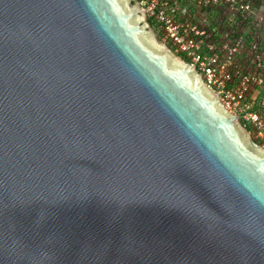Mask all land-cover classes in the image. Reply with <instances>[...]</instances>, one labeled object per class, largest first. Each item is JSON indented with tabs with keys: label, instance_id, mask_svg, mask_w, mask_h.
I'll return each instance as SVG.
<instances>
[{
	"label": "water",
	"instance_id": "obj_1",
	"mask_svg": "<svg viewBox=\"0 0 264 264\" xmlns=\"http://www.w3.org/2000/svg\"><path fill=\"white\" fill-rule=\"evenodd\" d=\"M135 0H0V264H264V147Z\"/></svg>",
	"mask_w": 264,
	"mask_h": 264
},
{
	"label": "built area",
	"instance_id": "obj_2",
	"mask_svg": "<svg viewBox=\"0 0 264 264\" xmlns=\"http://www.w3.org/2000/svg\"><path fill=\"white\" fill-rule=\"evenodd\" d=\"M137 3L161 42L194 66L224 108L250 125L252 137L264 147V108L254 109L264 90L258 70L264 60V0Z\"/></svg>",
	"mask_w": 264,
	"mask_h": 264
},
{
	"label": "trees",
	"instance_id": "obj_3",
	"mask_svg": "<svg viewBox=\"0 0 264 264\" xmlns=\"http://www.w3.org/2000/svg\"><path fill=\"white\" fill-rule=\"evenodd\" d=\"M150 21H151V20H150ZM261 33H262V32H261ZM161 39L163 40L164 38L161 37ZM262 62H263V67L258 68V70H259V73H260L262 76H264V60H263ZM260 98H264V90H263V91L261 92V94L259 95L257 102H262V101H263V100L260 99ZM243 125L246 126V127H248V129L251 130V126H250V125L245 124V123H243ZM254 140H255V139H254ZM255 141L258 142L257 140H255Z\"/></svg>",
	"mask_w": 264,
	"mask_h": 264
},
{
	"label": "flooded vegetation",
	"instance_id": "obj_4",
	"mask_svg": "<svg viewBox=\"0 0 264 264\" xmlns=\"http://www.w3.org/2000/svg\"><path fill=\"white\" fill-rule=\"evenodd\" d=\"M259 105H261V107L259 106ZM261 108V110L264 108V102H262V103H260V102H258V105L257 104H254V109H260ZM242 125H243V123H245V122H243V121H241V120H238ZM246 124V123H245ZM244 126V125H243ZM248 131H249V133L251 132L250 131V129H248V127H246V126H244ZM252 136V135H251ZM253 138V137H252ZM254 139V138H253Z\"/></svg>",
	"mask_w": 264,
	"mask_h": 264
},
{
	"label": "rangeland",
	"instance_id": "obj_5",
	"mask_svg": "<svg viewBox=\"0 0 264 264\" xmlns=\"http://www.w3.org/2000/svg\"><path fill=\"white\" fill-rule=\"evenodd\" d=\"M136 2H137V0H135ZM140 6V5H139ZM141 7V6H140ZM144 13V12H143ZM149 24V23H148ZM150 26V25H149ZM151 27V30H152V32H153V34H154V36H155V41L156 42H158V43H162L161 42V40L159 39V35H158V33L156 32V30L154 29V28H152V26H150ZM172 54H174V53H172ZM175 55V54H174ZM179 59H180V57H179ZM251 136V135H250ZM252 137V136H251Z\"/></svg>",
	"mask_w": 264,
	"mask_h": 264
}]
</instances>
